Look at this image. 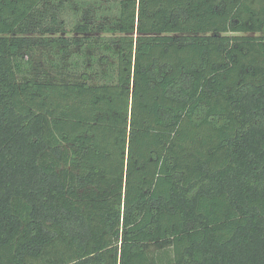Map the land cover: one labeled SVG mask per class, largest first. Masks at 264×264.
<instances>
[{
  "label": "trees",
  "instance_id": "16d2710c",
  "mask_svg": "<svg viewBox=\"0 0 264 264\" xmlns=\"http://www.w3.org/2000/svg\"><path fill=\"white\" fill-rule=\"evenodd\" d=\"M261 32L264 0H0V264H264Z\"/></svg>",
  "mask_w": 264,
  "mask_h": 264
},
{
  "label": "rangeland",
  "instance_id": "374dc122",
  "mask_svg": "<svg viewBox=\"0 0 264 264\" xmlns=\"http://www.w3.org/2000/svg\"><path fill=\"white\" fill-rule=\"evenodd\" d=\"M66 17H68V16H66ZM260 34L264 36V32H261ZM260 34H259V35H260Z\"/></svg>",
  "mask_w": 264,
  "mask_h": 264
}]
</instances>
